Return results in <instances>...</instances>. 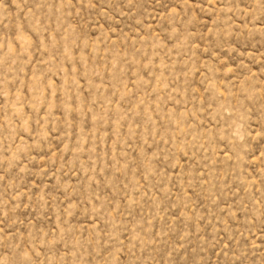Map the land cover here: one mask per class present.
Returning a JSON list of instances; mask_svg holds the SVG:
<instances>
[{
  "label": "rangeland",
  "instance_id": "obj_1",
  "mask_svg": "<svg viewBox=\"0 0 264 264\" xmlns=\"http://www.w3.org/2000/svg\"><path fill=\"white\" fill-rule=\"evenodd\" d=\"M0 264H264V0H0Z\"/></svg>",
  "mask_w": 264,
  "mask_h": 264
}]
</instances>
